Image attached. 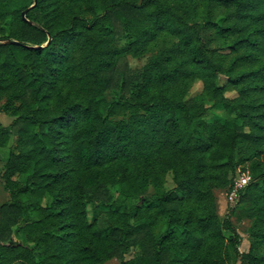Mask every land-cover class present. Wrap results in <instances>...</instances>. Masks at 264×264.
<instances>
[{
	"label": "trees",
	"instance_id": "trees-1",
	"mask_svg": "<svg viewBox=\"0 0 264 264\" xmlns=\"http://www.w3.org/2000/svg\"><path fill=\"white\" fill-rule=\"evenodd\" d=\"M0 101V264H264V0H0Z\"/></svg>",
	"mask_w": 264,
	"mask_h": 264
},
{
	"label": "rangeland",
	"instance_id": "rangeland-1",
	"mask_svg": "<svg viewBox=\"0 0 264 264\" xmlns=\"http://www.w3.org/2000/svg\"><path fill=\"white\" fill-rule=\"evenodd\" d=\"M148 55L140 57V58H133L131 56L128 57V64L130 65L131 68H139L141 67L147 60ZM201 88L200 83H196L193 88L191 89V94L196 93L199 91ZM227 95L231 96L233 93H227ZM0 104L2 102L0 101ZM211 113L219 114V115H224V110L218 106L213 108ZM11 117L0 111V122L3 125H7L11 121ZM7 158V149L6 148H0V205L4 203L8 199V194L3 188V180L1 177L2 174V168H3V163L5 159ZM240 170V171H239ZM237 174L235 173V179L242 173L245 172L242 168L237 169ZM166 187L167 188H172L173 187V182L171 180V177L168 175L167 176V181H166ZM232 189V188H231ZM231 189L224 188V189H217L215 190V196H216V205H217V214L219 217L222 219L224 216L230 212L231 220L236 227L237 231L239 234L244 238V239H250L248 236V229L251 223L250 218L247 215L245 205L242 204H237L236 199L238 192H236L235 196L231 197ZM246 245H248V242H244ZM104 264H119L118 259L113 258L109 261H107ZM239 264V263H237Z\"/></svg>",
	"mask_w": 264,
	"mask_h": 264
},
{
	"label": "built area",
	"instance_id": "built-area-1",
	"mask_svg": "<svg viewBox=\"0 0 264 264\" xmlns=\"http://www.w3.org/2000/svg\"><path fill=\"white\" fill-rule=\"evenodd\" d=\"M249 174L245 171L241 173L235 180L231 189V197L236 195L239 189L243 188L249 181Z\"/></svg>",
	"mask_w": 264,
	"mask_h": 264
},
{
	"label": "water",
	"instance_id": "water-1",
	"mask_svg": "<svg viewBox=\"0 0 264 264\" xmlns=\"http://www.w3.org/2000/svg\"><path fill=\"white\" fill-rule=\"evenodd\" d=\"M8 43H14V42H16V41H13V40H9V41H7Z\"/></svg>",
	"mask_w": 264,
	"mask_h": 264
}]
</instances>
